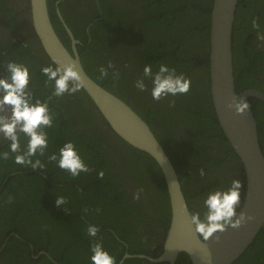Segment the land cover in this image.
<instances>
[{"label":"trees","instance_id":"1","mask_svg":"<svg viewBox=\"0 0 264 264\" xmlns=\"http://www.w3.org/2000/svg\"><path fill=\"white\" fill-rule=\"evenodd\" d=\"M46 2L53 28L71 52L68 37L60 35L63 29L55 15V0ZM97 2L99 11L85 22L86 25L92 22L89 34L74 31L64 13V1L57 5L73 36L81 42L76 49L85 72L148 124L176 170L190 212L199 211L203 217L206 211L203 201L220 184L217 179L204 181L205 176H200L203 169L212 175L221 172L222 190H227L234 179L241 182L240 206L236 209L239 213L246 191L245 173L220 128L210 93L209 38L213 0ZM125 2L129 5L123 6ZM254 18L260 25L259 30L252 27ZM263 29L264 0H237L232 32L236 94L251 87L260 89L263 84L260 76L264 75V49L260 50L258 42L255 44L257 32ZM12 49L17 50L15 62L26 63L29 68L33 103L48 101L49 110L55 115L53 127L44 129L48 136L44 156L33 157V160H41L44 169L33 171L31 167L16 164V154L8 149L10 144L0 148V153L9 151L10 155L6 161L0 159V236L15 234L3 248L2 262L92 264L91 245L99 241L117 264H168L139 257L122 260L125 253L154 257L160 250L156 247H161L165 238L170 205L156 162L115 135L82 89L78 92L84 97L78 92L52 96L54 83H45L47 77L42 74V68L33 63L31 49L11 43L1 51L7 53ZM38 54L49 60L41 51ZM50 62L48 66L55 67ZM109 62L114 68H108ZM147 64L152 65L153 72L158 71L160 64L175 68L177 74L190 79V91L154 101L150 79L145 78L146 91L135 87ZM100 67L108 69L106 78H100ZM115 71L119 72L118 80L113 79ZM172 101L174 106H170ZM248 103L257 122L258 141L264 156V122L259 114L261 109L264 111V104L252 98ZM68 142L75 145L90 172L73 178L56 162L48 161L52 154L59 158V150ZM27 143L28 139L21 135L22 149L26 150ZM120 143L121 147L115 151ZM100 171L104 172L103 179L98 178ZM129 173L137 184L132 195L126 190ZM141 189L140 198L134 199ZM57 197H64L66 203L57 206ZM90 225L100 229L97 237L88 236ZM20 251L22 257L12 254ZM40 251L44 253L39 255ZM175 264L190 262L185 253H179ZM232 264H264V226Z\"/></svg>","mask_w":264,"mask_h":264},{"label":"water","instance_id":"2","mask_svg":"<svg viewBox=\"0 0 264 264\" xmlns=\"http://www.w3.org/2000/svg\"><path fill=\"white\" fill-rule=\"evenodd\" d=\"M32 29L39 45L55 66L74 64L82 77L81 88L92 100L115 135L131 147L148 154L162 172L170 205V223L159 253L154 257L125 253L126 258H146L154 263L175 264L179 253H185L190 264H232L238 260L264 226V156L258 141L257 123L248 99L264 103V93L256 89L234 90L232 32L237 0H213L210 12L209 82L212 105L226 139L238 156L246 179L242 207L246 219L238 229L228 228L218 238L203 240L190 222V211L176 170L148 124L123 100L96 83L84 70L75 39L64 23L71 41V52L57 36L46 0H29ZM61 18L60 14L58 13ZM235 97L249 105L237 115L228 104ZM43 253V252H42Z\"/></svg>","mask_w":264,"mask_h":264},{"label":"clouds","instance_id":"3","mask_svg":"<svg viewBox=\"0 0 264 264\" xmlns=\"http://www.w3.org/2000/svg\"><path fill=\"white\" fill-rule=\"evenodd\" d=\"M253 29L259 30L260 25L254 18L252 20ZM257 39L264 42V34L257 33ZM9 75L0 78V134L5 141H11L9 150L15 155V163L25 167H31L33 171L44 169L45 165L40 159L33 160L39 154L44 156L48 148V136L44 129L53 127L54 113L48 107V101L32 102L29 95L30 72L28 66L13 61L6 63ZM108 68H114L109 62ZM75 65L69 64L63 67L49 65L43 67L41 72L48 81H54V91L52 96L61 97L65 94L73 95L83 87V80L78 71L74 70ZM100 78L108 76V69L100 67ZM145 78L152 82L151 96L156 102L166 99L169 95L187 94L190 91L191 81L184 74H177L175 68H169L165 64H160L158 71L153 72L152 65L147 64L143 69L142 78L138 79L135 87L141 92L146 91ZM113 79H119V72L113 73ZM71 84V87H70ZM51 100V97H49ZM174 101L170 106H174ZM229 109H234L237 115L244 114L249 105L241 98L235 97L232 103L228 104ZM10 113V114H8ZM19 133V134H18ZM21 135L28 139L26 150L21 147ZM22 153V154H18ZM9 151L0 153V159L8 160ZM49 162H56L57 166L67 171L73 178L81 173H88L91 169L84 163L72 142L65 143L59 150V158L56 154L48 156ZM200 176L203 178L205 172L200 169ZM98 178H104V172L98 173ZM242 184L234 179L227 190L210 191L203 201L206 211L203 217L199 211L190 212V222L194 226L196 233L205 241L224 233L228 228L238 229L246 219L243 212H237L240 206ZM139 190L134 199L140 198ZM9 197V202L11 201ZM66 203L64 197H57L56 205L62 206ZM187 208V205H184ZM99 211V210H97ZM100 229L95 225L87 228L89 237H97ZM90 257L92 264H117L115 257L104 250L102 242H94L91 245Z\"/></svg>","mask_w":264,"mask_h":264},{"label":"flooded vegetation","instance_id":"4","mask_svg":"<svg viewBox=\"0 0 264 264\" xmlns=\"http://www.w3.org/2000/svg\"><path fill=\"white\" fill-rule=\"evenodd\" d=\"M60 1H64L63 8L64 13L68 16V22L72 29L74 31H77V33H84L89 34V27L92 24L86 25L85 22L91 18V16L94 15L96 11H99V3L97 0H55L54 6H55V15L58 18L59 25L63 30L60 31V35L63 38L68 37L70 47H71V41L70 38L65 30L64 23L66 24L64 18L62 17L57 5ZM129 5L127 2L124 3L123 6ZM58 13L60 14L61 18L59 17ZM68 27V25L66 24ZM69 28V27H68ZM70 29V28H69ZM71 31V29H70ZM72 33V31H71ZM258 33V32H257ZM260 34H264V29L260 32ZM73 35V33H72ZM74 37V36H73ZM75 38V37H74ZM78 40V39H77ZM258 42L260 45V50L264 49V42H261L256 38L255 44ZM12 44H21V47H28L31 49L30 56H32L33 63L38 64L37 67L43 68L48 66L49 60L41 58L38 54L39 51L44 53L39 45L38 40L36 39V35L32 29L31 25V19H30V2L29 0H0V78H6L9 73L7 71L6 63L9 61L10 58L11 61L15 62V59L17 57V50L12 49L11 51L4 53L1 51L4 50L6 47L10 46ZM79 45V44H78ZM81 45V44H80ZM39 56V57H38ZM20 57V56H19ZM51 63V62H50ZM24 64V63H23ZM26 65V63L24 64ZM263 80V84L259 88L257 87H251L247 89H256L260 90L264 93V75L260 76ZM54 83V81H52ZM33 86V85H32ZM31 86V87H32ZM29 86V95L32 97L33 102V93L30 90L31 88ZM35 89V87H34ZM245 89V90H247ZM54 91V90H53ZM242 92V91H240ZM239 92V93H240ZM79 93L80 97H84L83 95ZM239 95V94H237ZM64 96V95H63ZM61 96V97H63ZM78 97V95H76ZM70 97V96H69ZM2 98V97H0ZM251 99V98H250ZM254 99V98H252ZM249 100V99H248ZM257 100V99H256ZM259 101V100H258ZM261 102V101H260ZM262 103V102H261ZM264 104V103H263ZM264 111L261 109L259 111V114L262 116V121L264 122ZM10 114V113H8ZM257 123V122H256ZM258 131V129H257ZM19 134V133H18ZM11 141H5L3 139L2 134H0V148L5 147L9 145ZM122 143L119 144L118 148L115 149L118 150L121 147ZM126 148H128L126 146ZM13 174V173H12ZM10 174V176H12ZM9 177V176H8ZM5 181H7V178H5ZM221 182V181H219ZM126 190L129 194H133L135 192V188L137 186L136 183H134L133 175L132 173H129L126 177ZM203 208V207H202ZM84 209V208H83ZM11 236H15L13 233H7V235L0 236V260L1 253L3 251L4 246L6 245V242L11 238ZM17 236V235H16ZM161 242V239L159 240V244ZM161 242V246H162ZM18 247H21L18 245ZM161 249V247L157 246L156 249ZM18 253L19 256L22 257L21 251L20 252H12V254ZM44 253V252H43ZM42 254V251L39 252V255ZM0 264H4L1 260Z\"/></svg>","mask_w":264,"mask_h":264},{"label":"rangeland","instance_id":"5","mask_svg":"<svg viewBox=\"0 0 264 264\" xmlns=\"http://www.w3.org/2000/svg\"><path fill=\"white\" fill-rule=\"evenodd\" d=\"M205 174H206V175H205V179H203L204 181H209L210 179H211L210 181H213V179H217V180L221 181L220 184H219V186L216 187L215 190H222L224 179H223L222 176H221V172H218V173H216V174H214V175L209 174V173H205ZM208 179H209V180H208ZM215 190H214V191H215Z\"/></svg>","mask_w":264,"mask_h":264}]
</instances>
